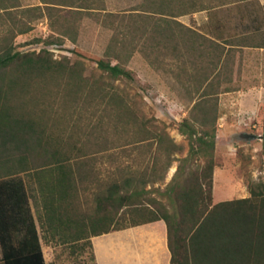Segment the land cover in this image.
I'll use <instances>...</instances> for the list:
<instances>
[{"label": "rangeland", "instance_id": "1", "mask_svg": "<svg viewBox=\"0 0 264 264\" xmlns=\"http://www.w3.org/2000/svg\"><path fill=\"white\" fill-rule=\"evenodd\" d=\"M145 1L99 0L105 11L97 13L91 0H0V55L35 53L50 66L28 77V90L16 96L19 111L39 123L41 147L31 160L42 169L56 157L71 170L70 196L57 199L55 208L57 218L69 216L71 223L59 226L56 218L51 227L37 219L47 264H95L89 219L96 196L109 185L132 179L147 200L169 206L167 186L202 172L206 159L190 153L181 132L185 119L198 117L199 135L214 126V200L247 198L248 183L264 181V139L237 137H263L264 99L257 115L242 112L240 93L255 85L233 82L230 71L221 82L211 80L215 61L197 44L207 17L228 11L238 25L242 14H264V0H167L168 15L136 11ZM180 1L195 7L174 18ZM100 60L120 61L131 78L109 77ZM199 102L209 117L203 129L204 111H192ZM132 220L127 215L121 223ZM82 223L87 227L79 236Z\"/></svg>", "mask_w": 264, "mask_h": 264}, {"label": "trees", "instance_id": "2", "mask_svg": "<svg viewBox=\"0 0 264 264\" xmlns=\"http://www.w3.org/2000/svg\"><path fill=\"white\" fill-rule=\"evenodd\" d=\"M146 1L136 11L168 15L171 7L167 0ZM99 4V0H91V11L104 12ZM177 7V13L171 15L174 18L191 13L195 6L180 1ZM41 60L35 53L5 51L0 55V248L4 264H47L37 219H47L51 227L57 219L62 222L59 226L71 223L69 216L57 218L55 209L57 199L70 196L71 170L56 157L50 166L37 168L31 156L41 143L39 123L20 112L23 108L16 103V96L28 90V77L50 67ZM98 64L113 79L131 78L120 61L114 65L100 60ZM205 105L199 102L192 109L204 111L199 117L202 129L209 123ZM195 120L185 119L181 132L190 139V153L206 159L202 172L190 173L181 185L167 186L164 195L169 206L147 200V192L132 179L124 186L109 185L96 196V215L89 219L91 233L87 240L91 248L90 238L164 220L171 264H264V181L249 182L247 198L214 204L216 133L212 126L199 135ZM127 215L133 220L122 224ZM78 226L76 232L81 236L87 225ZM91 255L97 264L94 253Z\"/></svg>", "mask_w": 264, "mask_h": 264}, {"label": "crops", "instance_id": "3", "mask_svg": "<svg viewBox=\"0 0 264 264\" xmlns=\"http://www.w3.org/2000/svg\"><path fill=\"white\" fill-rule=\"evenodd\" d=\"M236 19L228 11L207 17L205 20L209 26L198 30L197 44L200 54H209L210 61H215L211 80L216 78L219 81L230 71L233 82L248 84L250 81L255 85L247 93H240L245 101L241 103L242 112L255 116L260 111L259 101L264 99V14H242L238 25L234 23ZM215 186L216 182L214 189ZM219 202L222 199L214 200V204ZM37 228L42 243L38 222ZM90 243L97 264H171L164 220L93 237ZM0 264H4L1 248Z\"/></svg>", "mask_w": 264, "mask_h": 264}, {"label": "water", "instance_id": "4", "mask_svg": "<svg viewBox=\"0 0 264 264\" xmlns=\"http://www.w3.org/2000/svg\"><path fill=\"white\" fill-rule=\"evenodd\" d=\"M237 137L243 141H254L256 139H262L261 136L258 137L256 135L250 134V133H241V134L237 135Z\"/></svg>", "mask_w": 264, "mask_h": 264}]
</instances>
